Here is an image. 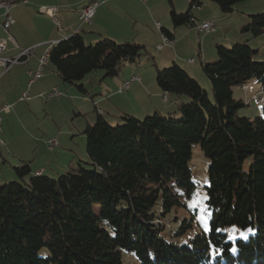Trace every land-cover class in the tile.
Returning <instances> with one entry per match:
<instances>
[{
	"label": "trees",
	"instance_id": "obj_1",
	"mask_svg": "<svg viewBox=\"0 0 264 264\" xmlns=\"http://www.w3.org/2000/svg\"><path fill=\"white\" fill-rule=\"evenodd\" d=\"M210 1L230 13L248 0ZM190 3L185 12L171 9L174 27L193 24L192 6L201 3ZM249 17L242 30L262 35L264 12ZM161 30L172 38V31ZM248 41L218 43V60L201 66L214 100L180 64L155 63L161 90L187 94L189 102L144 119L124 114L116 125L98 114L84 130L89 167L79 163L48 177L33 174L29 162L14 166L17 179L0 184V264H130L124 252L134 253L138 264H264V116H238L245 104L232 92L252 79L264 91V61ZM142 55H150L144 44L110 37L87 44L73 32L52 44L48 60L64 85L85 94L89 73L102 69L116 77ZM194 144L208 160L211 230L180 244L163 233L167 215L195 192ZM186 222L182 231L191 226ZM44 248L48 254L39 255Z\"/></svg>",
	"mask_w": 264,
	"mask_h": 264
},
{
	"label": "crops",
	"instance_id": "obj_2",
	"mask_svg": "<svg viewBox=\"0 0 264 264\" xmlns=\"http://www.w3.org/2000/svg\"><path fill=\"white\" fill-rule=\"evenodd\" d=\"M92 1L94 2V0H28L25 3H17L12 5L10 14H12L15 21L8 30V33L6 30H4V27L0 25V42L5 43L7 46L5 51L0 52L1 56H15L20 53L22 49L33 47V54L28 60H25L23 63L13 65L6 73H2L0 69V105L8 104L11 106L9 110L0 113L2 116L0 138L4 141L3 145L0 144V184H3L10 179H17L14 166L21 163L23 164V162H30L29 165H31L33 174L41 172V174H46L49 177L52 175L62 174L72 167H77L80 162L87 163V161L90 160L89 155H87L88 153L85 154V151L80 152L79 150H76L74 140H76L75 136L78 134H83L86 127L89 124H93V122L97 120L95 115H92L91 118L87 119L86 121L74 120L73 123L60 125L52 131H42V137L44 139L43 144L36 142L38 139L42 141L41 138L37 139V137H34L35 141L33 144H29L23 149H19L23 143L19 141L17 142L15 138H13L14 140L10 138V136H12L10 131L13 128V122L18 120L17 118L22 120L21 113L25 116L26 113L29 115H36L35 111L37 110L35 107H32L33 104H36L44 96L47 99V93L49 90L54 87H58L59 84L65 86L66 90L69 88L68 85H64L61 82L59 75L56 73V68H50L49 64L45 67L43 73L44 76L41 79L29 83V73L30 71L32 72L38 68V60L43 53L42 48L36 49L34 47L36 44L50 42V45H52L57 43V41L70 36L73 32L81 33L85 41H90L91 43H95V41H98V39L100 40L103 37H111L112 39L114 38L116 40L121 39L119 41H131L128 38H123L131 32L129 31L131 30L130 28H124L123 33L119 34L117 33V31H119L118 29L115 27L110 29L108 28V24L110 22H112V24H116V20L113 18L116 16L118 17V15L122 14V12L129 16H133L136 18V21H139L140 16H136V10L138 9L136 4H138L139 0H95L99 2V5L96 9L95 16L93 19H91L92 22L80 23L78 9ZM148 1L149 0H147V3ZM169 1L171 4L169 11H171V9H175L177 12L178 9L182 10L186 6L188 9L191 4L190 2H192V0H189L187 3H182L181 8H177L174 0ZM198 2L201 3L200 6L197 4L192 6L191 12L193 17L197 20H215L214 17L217 16L222 19L220 28H217V30L213 33H202V35H200V39L198 37V39L193 40L191 34L197 30L193 28L192 25L184 24L174 27L171 20L164 16V24L159 20H157V23H161V28L163 27L173 32V43L164 45L161 51L157 49V51H160L161 55H156L154 58L156 63L161 67L168 66L173 62L180 64L182 68H185L190 73L191 76L195 77L196 80H198L201 84L206 85L207 77L205 76L201 66L206 62L213 61L217 57L216 45L218 43L228 44L232 41H250L251 38H253L250 37L251 35L249 32L246 33L241 28L242 25H245L249 21V15L251 14L250 12L253 10H251V8H247V12H242L243 15H241L238 20L232 21L230 20L229 16L226 17L223 15L224 13L219 14L216 9L214 13H210V8L208 6L211 4V2L209 5L206 4V6L202 0H198ZM211 6L213 5L211 4ZM154 7L155 6H150V8L144 7L147 13H149L147 10L149 9L151 13H149L151 15L150 17L157 15L152 13V11H154ZM71 8H74L72 13L68 10ZM50 9H53L52 15H50L48 12ZM26 11L28 13L31 12L34 15H44L50 19L49 21H51L53 27L54 24L58 26V23L61 25V27H58L57 30L54 29V31L48 34L42 33L40 34V38L30 41L25 35L26 27L21 23V14L23 12L25 13ZM5 13V8L0 7L1 24L6 21ZM58 14L60 17L59 20L55 17ZM2 28L4 31H2ZM161 28L159 29L160 33L155 32L152 34L153 36L149 37L152 41L151 43L156 44V47L163 40L164 33L162 32ZM132 30L134 29L132 28ZM134 37L132 41L137 42V38ZM137 43H144L145 46L148 45L146 39L138 40ZM36 46L38 47L39 45ZM254 46L257 47L256 49H258L257 59L264 61V56H260L262 54L264 55L262 46H259V42H256ZM192 58L194 59L193 62L190 61ZM145 75V73H143L142 76L139 75L140 80L134 82L131 87L134 86V92H141L142 90L146 89V93L149 95L148 98L145 99L141 94H139L141 97H139V99L135 98L133 100L134 102L132 100H126L134 103L133 107L136 109V112H133L134 110H126L125 107L123 108V106H118L120 104H116L115 107H105V110L101 109L100 107H94L95 110L99 111L98 114L106 118L109 123H118V121L121 120V116L127 113L132 112L136 113V115H144L154 111L160 112L161 114H168L171 112H178L177 106L181 103V101L189 102L190 97L188 95L183 94L176 96V94L173 95L164 93L158 85H155L154 81L156 72L150 73L146 76ZM94 76L99 78V84H102L103 80L105 79V72L101 71L94 73ZM127 79L130 78L124 79L117 77L115 81L110 82L112 84L111 87L119 88ZM59 80L60 83L58 82ZM86 83L87 81L85 77L83 79V85L87 89ZM104 84L109 86L107 82ZM72 86L74 89H70L71 94H77L79 89L75 85ZM248 86L249 85H247V88L249 89ZM25 91H27L31 97L30 99L25 100L27 103L22 100V95ZM113 93L120 94V92H118L116 89L113 91ZM47 100L49 101V99ZM73 109V111L77 110L79 115H85L89 113L88 111H91L89 110L91 107L85 109L82 107H74ZM106 114H108V117H105ZM5 136L8 141L5 140ZM53 136H57L61 145H64L63 148L60 149L59 147V149L51 150L48 147V150H45L46 152L38 151L36 155L35 150H40L42 146H45L47 137ZM79 138L82 139L83 137ZM30 151H34V154H28Z\"/></svg>",
	"mask_w": 264,
	"mask_h": 264
},
{
	"label": "rangeland",
	"instance_id": "obj_3",
	"mask_svg": "<svg viewBox=\"0 0 264 264\" xmlns=\"http://www.w3.org/2000/svg\"><path fill=\"white\" fill-rule=\"evenodd\" d=\"M184 2L187 3L189 2V0H174V3L176 4L177 8H181L182 3ZM202 2L205 3L204 4L205 6L206 4L209 5V3L211 2L213 6H211V4L208 6L210 8L209 10L210 13H214L216 9V11H218L219 14L221 13L223 14V12H221L220 7L217 3L212 2L210 0H202ZM146 3L144 2V0H139L138 4H136L138 8L136 10V16L137 17L140 16L139 21H136V18H134L133 16H129L126 13L122 12V14H119L118 17L116 16L115 18H113L116 20V24H112V22H110L108 24V28L111 29L115 27L116 29L119 30L117 31V33L119 34L123 33L124 28H127V27L130 28L131 30L129 31L131 32L127 34L126 37H123V38H128L129 40L132 41L133 37L135 36L134 38H137L136 39L137 42L138 40L146 39V42L148 43V45H146V49L147 51H149L150 55L148 56L142 55L140 60L136 63H126L127 65L125 66V68L121 69L118 76L105 77V79L103 80V83L101 82L102 84H99L100 82L99 78L94 76V73L101 72V71L104 72L102 69H97V71L95 70L89 73L86 76V81H87L86 85H87L88 92L85 94L79 91L77 92V94H73V93L71 94L70 89H74L72 85L71 86L68 85L69 88H67L66 90L65 86L59 84L58 87L59 89L63 91L64 93L63 95L59 97L55 96L53 98H49V101L45 98V96L42 97L40 101H38L36 104H33L32 106V107H35V109L37 110L35 111L36 115L35 114L29 115L28 113H26V116H25L21 113L22 120L17 118L18 120L16 122H13L14 124L12 125L13 128L10 131V134H12V136L14 137L10 136V138L12 140H14L13 138H15L17 142L19 141L23 143V145H21L19 149H23L25 146H28L29 144L32 145L33 142L35 141L34 137H37V139L41 138L42 141L38 139L36 140V142L43 144L44 139L42 137V131H45V132L46 130L52 131L60 125H67V123L71 124L73 123L74 120L86 121L87 119L91 118L92 115H95L97 119V115L99 111L95 110L94 107H100L101 109L105 110L106 109L105 107H115L116 104H120L118 106H123V108L125 107L126 110L127 109L131 111L134 110L133 112H136L135 111L136 109H134L133 107L134 106L133 100L135 98L139 99V97H141L139 96V94H141L142 97H144L145 99L148 98L149 95H147L148 93H146V89L142 90L141 92H137V91L134 92L133 90L134 86H132L128 90H125L121 92L120 94H118V93H113V91L116 89L119 92L121 86L119 88L118 87L113 88L111 87L112 84L110 82L115 81L117 77L124 78V79L131 78L133 73L134 74L136 73L142 76L143 73L148 75L150 73L156 72V69H155L156 67L154 65L156 63V60L154 57L159 54L161 55V53L160 51H157L156 44L151 43L152 41L150 40L149 37L153 36L152 34L155 32L160 33L159 28L156 27L157 20H159L161 23L164 24V16L170 19L169 8L171 4L169 0H149L148 3L147 4ZM150 6L151 7L155 6L154 11H152V13L157 14V15L150 17L151 13L149 9L147 10L150 14L146 12L144 7L150 8ZM211 7H214V8H211ZM247 8L249 9L251 8V10H253L250 12L251 14L256 13V12L263 13L264 12V0H248V1L239 2L236 4L232 12L224 13L223 15H225L226 17L229 16L230 20L232 21L238 20V18L241 17V15H243L242 12H247L246 11ZM50 10L53 11V9H50ZM68 10L72 13L74 8L73 9L71 8ZM79 10L80 8L78 9V17L80 20ZM186 10H187V6L182 10L178 9V12H182V11L185 12ZM55 17L58 20L60 18L59 14L56 15ZM70 17L72 18L71 15ZM21 18H22V21H21L22 25L26 27L25 35L30 41L40 38L41 37L40 34L42 33L48 34L54 31V29L57 30L58 27L59 28L61 27L59 23H58V26L54 24V27H53L51 21H49L50 19L44 15H34L31 12L28 13L27 11L21 14ZM214 18L218 25L216 27L219 29L222 23V19H220L217 16ZM81 21L82 20H80V23ZM82 23L84 22L82 21ZM132 28L134 30H132ZM4 30L6 29L4 28ZM4 30L2 28V31ZM6 32L8 33L9 31L6 30ZM200 35H202V33L200 34V32L198 31H195L194 33L191 34L193 40L198 39V37L200 39L201 38ZM250 37H253L252 34ZM119 40L121 39H118L116 41L125 42V41H119ZM238 42L240 43L244 41H232L228 44H223V45L227 47H232ZM256 42H259V46H262L263 51H264V33L258 37L251 38V40L248 41L250 45L252 44L254 50L257 48L254 46ZM86 43L91 44L90 41H87ZM50 44H51L50 42L49 43L47 42L38 43L36 45H39V46L37 47L35 45L34 47L36 49L42 48L43 50L42 54H44V52L48 48V45L50 46ZM260 56H264V55L262 54ZM217 60H218V54H217V57L213 61H211V63H214ZM158 66L161 67L160 65ZM49 67L52 68L54 66L51 63H49ZM206 80H207L206 85H203L201 83L200 84L202 85L204 89L208 91L207 93H209V97L212 100H214V95L211 89L212 87L211 82L210 80H208V78ZM156 81L157 80L155 77V81H154L155 85H158ZM58 82L60 83V80ZM105 82H107L109 86L104 84ZM134 82H131V83L133 84ZM248 85H249L248 86L249 89L243 86H235L233 88L232 92L234 94V98L236 100H240V99L243 100L245 104L244 106L238 109L237 115L240 117L247 116L251 118H254V116H257V115L264 116V109H263L264 104L260 102V98L264 97V91L262 90L261 83L257 80L252 79V81H250ZM126 100H132L133 102L126 101ZM186 102L187 101L183 103H186ZM25 103H27V101H25ZM74 107H82L84 109L91 107V109H89L91 111H88L89 113L85 115H79L77 110L73 111ZM127 114L133 115L137 118L144 119L146 118V116H150L154 114V111L148 114H144V115H136V113H132V112L127 113ZM178 115L179 113L177 114V116ZM105 117H108V114H106ZM121 121H122V117H121V120L118 121V123H112V124L114 125L120 124L122 123ZM85 136L86 135L84 133L78 134L77 136H75L76 140H74V145L76 147V150H79L80 152L85 151V154H87ZM79 137H83V138L81 139ZM50 139H56L58 143V145L55 146L51 150L59 149V147L60 149L63 148L64 145L63 144L61 145L57 136L47 137V140H46L47 145ZM5 140L8 141L7 138ZM46 143H45V146H42L40 150L38 149L35 150L36 155L38 151L44 152L46 149L48 150V146L46 145ZM28 154H34V151H30V153ZM191 158L192 159H191L190 165H191V171H192V180L194 181V184H196L195 192L189 198L182 196L184 205L171 210V212L167 215L168 221H166L165 223L166 227L163 233V237H166L167 239L172 240L175 243H180V244L189 242V240L192 237H194L195 234H197L198 232L202 230H205L203 222L205 220H207L208 222L210 220V214H211L210 210L207 209L208 205L206 202V199H207L206 185L208 184L207 182H209L208 170H207L208 160L207 158L203 156L201 146L199 144H194L193 156ZM80 163H82L84 167H89L88 163L87 164L83 162H80ZM56 176L58 175H52L50 177H56ZM11 181L12 180L10 179L7 182H11ZM176 217H178V219H176ZM185 219L188 221L186 223H191V226L187 225L186 228L182 231L181 222H183ZM46 254H48V250L46 248L41 250V252L39 253V255H43V256H45ZM124 259L130 264L139 263L134 253L127 254L124 252Z\"/></svg>",
	"mask_w": 264,
	"mask_h": 264
},
{
	"label": "built area",
	"instance_id": "obj_4",
	"mask_svg": "<svg viewBox=\"0 0 264 264\" xmlns=\"http://www.w3.org/2000/svg\"><path fill=\"white\" fill-rule=\"evenodd\" d=\"M144 1L146 2L147 0H144ZM25 2H27V1H25ZM98 5H99V2L94 0V2L92 1L89 4L82 6L79 10L80 20H82L83 22H92L91 19H93V17L95 16L96 9H97ZM0 7L5 8V10H6V13H5L6 21L2 24L0 23V25H2L6 30H9L10 27L12 26L13 22L15 21L13 16L10 14V9L12 7V4L8 3V2H1ZM48 12L51 15L53 14L51 10H49ZM191 20L193 22L192 27L195 28L200 33H213L217 30V27H216L217 24H216L215 20H211V19L197 20L195 18H192ZM156 25L159 29L161 28L160 22L156 23ZM171 43H173L172 38H170L169 36L164 34L163 40L161 41L160 44L157 45L156 48L161 51V49L163 48L164 45H168ZM51 46L52 45L48 46V48L44 52V54H42L40 56V59L38 60L39 61L38 68L32 72L30 71V73H29L30 74V82L29 83L37 81L44 76V74H43L44 69L49 64L48 59L50 58ZM5 48H7L6 44L3 42H0V52L5 51L6 50ZM32 54H33V48L28 47V48L22 49L20 51V53H18L15 56L7 57V56H1L0 55V69H1L2 73H6L15 64H18V63L20 64V63L25 62V60H28L32 56ZM190 61L193 62L194 59L192 58V59H190ZM138 80H140V76L137 74H133L130 79H127L123 82V84L120 87L119 92L121 93L125 90H128L132 85L131 82H134V81L136 82ZM63 94H64L63 91L60 90L59 87H54L48 91L47 99L53 98L55 96L59 97ZM30 98L31 97L29 96L28 92L25 91L22 95V100H28ZM260 102L264 103V97L260 98ZM10 107L11 106L8 104L0 105V113L9 110ZM1 124H2V116L0 114V126H1ZM0 129H1V127H0ZM0 144L1 145L4 144V141L1 140V138H0ZM57 145H58V143H57L56 139H50L48 141V147L50 149H53ZM36 174H41V172H37Z\"/></svg>",
	"mask_w": 264,
	"mask_h": 264
},
{
	"label": "snow or ice",
	"instance_id": "obj_5",
	"mask_svg": "<svg viewBox=\"0 0 264 264\" xmlns=\"http://www.w3.org/2000/svg\"><path fill=\"white\" fill-rule=\"evenodd\" d=\"M203 223H204L205 231H210L211 228H210V226H209L207 220H205ZM232 238L235 239V237H232ZM232 250L235 251V248H233ZM213 254H214V255H215V254H218V250H215V249H214V250H213Z\"/></svg>",
	"mask_w": 264,
	"mask_h": 264
},
{
	"label": "bare ground",
	"instance_id": "obj_6",
	"mask_svg": "<svg viewBox=\"0 0 264 264\" xmlns=\"http://www.w3.org/2000/svg\"><path fill=\"white\" fill-rule=\"evenodd\" d=\"M12 15V14H11ZM82 22V21H81ZM85 23H88V22H85Z\"/></svg>",
	"mask_w": 264,
	"mask_h": 264
}]
</instances>
